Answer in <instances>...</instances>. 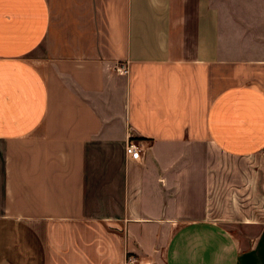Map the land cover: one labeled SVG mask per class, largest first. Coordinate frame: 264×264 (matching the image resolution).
I'll return each mask as SVG.
<instances>
[{
  "label": "crops",
  "instance_id": "crops-1",
  "mask_svg": "<svg viewBox=\"0 0 264 264\" xmlns=\"http://www.w3.org/2000/svg\"><path fill=\"white\" fill-rule=\"evenodd\" d=\"M262 153L264 0H0V264H264Z\"/></svg>",
  "mask_w": 264,
  "mask_h": 264
},
{
  "label": "rangeland",
  "instance_id": "rangeland-1",
  "mask_svg": "<svg viewBox=\"0 0 264 264\" xmlns=\"http://www.w3.org/2000/svg\"><path fill=\"white\" fill-rule=\"evenodd\" d=\"M234 82L236 81L234 80ZM250 195L251 199H256L258 194L254 191L250 193ZM255 204V200L254 205L250 203V205L254 207V209L250 211V213H256V211H260V224H264V153L260 154V209L256 208L257 206ZM255 217L256 216L254 215L249 216V218Z\"/></svg>",
  "mask_w": 264,
  "mask_h": 264
},
{
  "label": "built area",
  "instance_id": "built-area-1",
  "mask_svg": "<svg viewBox=\"0 0 264 264\" xmlns=\"http://www.w3.org/2000/svg\"><path fill=\"white\" fill-rule=\"evenodd\" d=\"M118 70H123L124 72H128V69L125 67L118 68ZM127 153L132 155L136 159L141 158V149L138 147L136 143H134L133 140H130L128 145H127ZM124 264H144L143 260L140 259L135 254H129L125 260Z\"/></svg>",
  "mask_w": 264,
  "mask_h": 264
}]
</instances>
